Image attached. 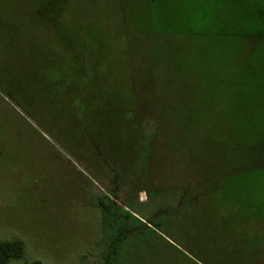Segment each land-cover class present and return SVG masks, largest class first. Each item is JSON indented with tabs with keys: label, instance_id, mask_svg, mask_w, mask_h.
Instances as JSON below:
<instances>
[{
	"label": "rangeland",
	"instance_id": "rangeland-1",
	"mask_svg": "<svg viewBox=\"0 0 264 264\" xmlns=\"http://www.w3.org/2000/svg\"><path fill=\"white\" fill-rule=\"evenodd\" d=\"M12 239L9 264H264V0H0Z\"/></svg>",
	"mask_w": 264,
	"mask_h": 264
},
{
	"label": "trees",
	"instance_id": "trees-1",
	"mask_svg": "<svg viewBox=\"0 0 264 264\" xmlns=\"http://www.w3.org/2000/svg\"><path fill=\"white\" fill-rule=\"evenodd\" d=\"M107 198V197H106ZM108 202L104 198L100 199V205L110 211L114 202L108 198ZM26 251L25 243L21 239L0 240V264H9L11 260L21 259ZM32 264H42L40 261H34Z\"/></svg>",
	"mask_w": 264,
	"mask_h": 264
}]
</instances>
